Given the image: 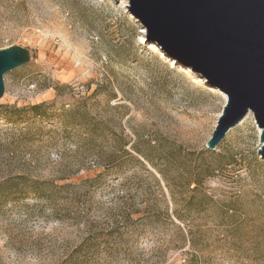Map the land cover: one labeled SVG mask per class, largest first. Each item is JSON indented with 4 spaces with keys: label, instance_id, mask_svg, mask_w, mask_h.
I'll return each instance as SVG.
<instances>
[{
    "label": "rangeland",
    "instance_id": "rangeland-1",
    "mask_svg": "<svg viewBox=\"0 0 264 264\" xmlns=\"http://www.w3.org/2000/svg\"><path fill=\"white\" fill-rule=\"evenodd\" d=\"M127 7L0 0V49L31 54L3 76L0 264H264L252 114L207 150L222 95Z\"/></svg>",
    "mask_w": 264,
    "mask_h": 264
},
{
    "label": "water",
    "instance_id": "water-1",
    "mask_svg": "<svg viewBox=\"0 0 264 264\" xmlns=\"http://www.w3.org/2000/svg\"><path fill=\"white\" fill-rule=\"evenodd\" d=\"M127 1L149 42L226 96L205 148L214 151L252 114L260 130L258 154L264 159V0ZM30 59L23 47L0 49V99L3 76Z\"/></svg>",
    "mask_w": 264,
    "mask_h": 264
},
{
    "label": "trees",
    "instance_id": "trees-1",
    "mask_svg": "<svg viewBox=\"0 0 264 264\" xmlns=\"http://www.w3.org/2000/svg\"><path fill=\"white\" fill-rule=\"evenodd\" d=\"M45 106V104H37V105H33L29 108H17L15 106H6L5 107V114L4 119L8 120L9 122H14V120L8 119L9 115H16V114H21V113H25V112H30L32 113L33 116H43L42 113H40V110ZM5 183L0 185V188L4 185Z\"/></svg>",
    "mask_w": 264,
    "mask_h": 264
},
{
    "label": "bare ground",
    "instance_id": "bare-ground-1",
    "mask_svg": "<svg viewBox=\"0 0 264 264\" xmlns=\"http://www.w3.org/2000/svg\"><path fill=\"white\" fill-rule=\"evenodd\" d=\"M142 33L145 34V31H142ZM173 62H174V61H173ZM196 77H197L202 83H205V85H207L205 79H204L203 77H201L199 74L196 73ZM214 90H216L217 92H219V93L222 95V97H223V99H224V102H225V100H226V96H225L224 94H222L220 91H218L217 89H214ZM259 131H260V130H259Z\"/></svg>",
    "mask_w": 264,
    "mask_h": 264
}]
</instances>
